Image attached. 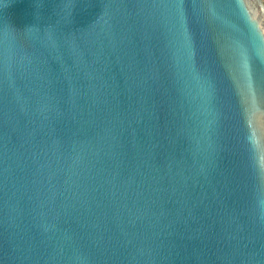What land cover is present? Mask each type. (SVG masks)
Masks as SVG:
<instances>
[{
  "label": "water",
  "instance_id": "1",
  "mask_svg": "<svg viewBox=\"0 0 264 264\" xmlns=\"http://www.w3.org/2000/svg\"><path fill=\"white\" fill-rule=\"evenodd\" d=\"M259 0H0V264H264Z\"/></svg>",
  "mask_w": 264,
  "mask_h": 264
},
{
  "label": "rangeland",
  "instance_id": "2",
  "mask_svg": "<svg viewBox=\"0 0 264 264\" xmlns=\"http://www.w3.org/2000/svg\"><path fill=\"white\" fill-rule=\"evenodd\" d=\"M259 4H260V7L258 9H253V10L255 13L261 16L264 11V0H259Z\"/></svg>",
  "mask_w": 264,
  "mask_h": 264
}]
</instances>
